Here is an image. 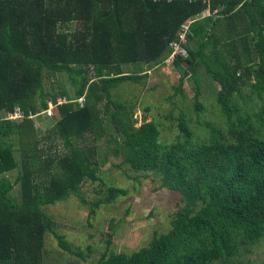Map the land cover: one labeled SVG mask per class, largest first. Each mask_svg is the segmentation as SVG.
<instances>
[{
    "label": "trees",
    "instance_id": "16d2710c",
    "mask_svg": "<svg viewBox=\"0 0 264 264\" xmlns=\"http://www.w3.org/2000/svg\"><path fill=\"white\" fill-rule=\"evenodd\" d=\"M188 18H194L186 34L188 56L172 61L180 77L173 95L190 73L193 111H201L202 66L219 86L215 100L226 129L193 124L183 112L174 139L162 143L154 121L135 126L134 102L114 98L112 90L146 75L122 72V65L163 61L168 41ZM68 22L77 26L59 27ZM44 75L53 85L44 86ZM62 77L66 87L59 84ZM246 82L261 98L264 0H0V264H42L46 232L70 254L85 259L90 253L55 232L43 207L70 195L84 202L80 183L99 178L100 140L103 154L119 157L116 168L155 174L158 188L178 194L181 205L168 229L144 246L130 253L105 250L92 264H227L256 243L264 235V137L255 128L263 111L254 114V124L233 103V94L244 98ZM48 102L53 122L41 129L38 114L31 115ZM13 111L22 116L7 118ZM188 122L206 131L195 137ZM57 143L61 150L50 151ZM125 194L106 185L102 202ZM93 206L97 202L88 215Z\"/></svg>",
    "mask_w": 264,
    "mask_h": 264
},
{
    "label": "rangeland",
    "instance_id": "374dc122",
    "mask_svg": "<svg viewBox=\"0 0 264 264\" xmlns=\"http://www.w3.org/2000/svg\"><path fill=\"white\" fill-rule=\"evenodd\" d=\"M76 26L74 22L59 24V27L67 31ZM199 42L200 36L189 41V47H196ZM205 51L208 52V48ZM181 65L185 67L186 63L182 62ZM120 69L127 73L145 72V77L139 82H122L112 93L118 100L134 102L132 117L135 119V126L142 121H154L162 143H169L174 139L177 133V117L180 113L183 115V112V116L190 118L193 124L208 121L225 131V118L215 100L219 86L204 72L202 66H198L197 70L200 76V94L197 99L203 108L198 112L193 111L195 82L190 73L182 79L180 92L173 95L180 78L173 63L161 61L150 67L127 64L122 65ZM67 82V79L62 77L59 84L66 87ZM43 84L45 87L52 84L51 81L48 82L46 75L43 77ZM248 84L246 82L241 90L244 98L240 99L233 94L232 101L253 123L256 122L254 114L258 110L263 111L262 121L256 124L255 128L258 136L264 137V93L261 98H256L250 92ZM50 110L53 114V106ZM38 116L36 124L41 129L53 122V118L47 117V114ZM193 124L188 122L195 137L198 132L206 131L201 125ZM108 129L112 132L110 125ZM97 145L99 178L94 182L84 180L80 183L79 193L84 202H80L77 196L70 195L65 200L43 207L45 214L54 223L55 232L63 234L71 246L84 251L88 246L91 251L85 259H81L62 250L53 234L46 232L43 236L45 251L42 264H92L105 250L130 253L147 244L153 234L167 230L171 214L181 205L178 194L166 188H158V176L153 173L135 172L123 165L116 168L114 164L118 162L119 157L103 154L107 150L105 140H100ZM50 146V151L61 150L59 143ZM6 175L12 180L14 173L8 171ZM106 185L123 188L126 194L104 203L102 198L106 194ZM96 202L97 206H93L94 213L88 215V206ZM227 264H264V235L256 243L242 247L238 255L229 259Z\"/></svg>",
    "mask_w": 264,
    "mask_h": 264
},
{
    "label": "built area",
    "instance_id": "2783aa9c",
    "mask_svg": "<svg viewBox=\"0 0 264 264\" xmlns=\"http://www.w3.org/2000/svg\"><path fill=\"white\" fill-rule=\"evenodd\" d=\"M203 1L207 2L208 0H203ZM215 11H216L215 9L212 12L205 10L204 12H202L201 16H205V15L210 16L211 14H214ZM193 19L188 18L184 20L183 22H181L178 27L177 33H176V38L168 41L167 47L169 51L163 60L165 63H172L175 57H179L182 60L187 58L188 52H187V35L186 34H187L188 26ZM57 102L58 103L60 102L59 99ZM52 106L53 105L50 102H48L47 107L44 110L40 111L39 113H35L31 116L33 117L36 114H43V115L47 114V117H49L52 115V112L50 110ZM21 116L22 114L19 113L18 111H13L12 113L6 114V117L11 118V119L20 118Z\"/></svg>",
    "mask_w": 264,
    "mask_h": 264
},
{
    "label": "clouds",
    "instance_id": "9594fccd",
    "mask_svg": "<svg viewBox=\"0 0 264 264\" xmlns=\"http://www.w3.org/2000/svg\"><path fill=\"white\" fill-rule=\"evenodd\" d=\"M53 108H54V106H53ZM38 115H43V114H38ZM52 116H53V114L51 116H49V118H51Z\"/></svg>",
    "mask_w": 264,
    "mask_h": 264
}]
</instances>
